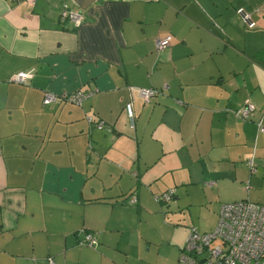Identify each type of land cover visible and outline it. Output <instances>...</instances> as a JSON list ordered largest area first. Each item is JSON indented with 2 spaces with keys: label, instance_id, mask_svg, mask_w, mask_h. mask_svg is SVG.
Masks as SVG:
<instances>
[{
  "label": "crops",
  "instance_id": "obj_1",
  "mask_svg": "<svg viewBox=\"0 0 264 264\" xmlns=\"http://www.w3.org/2000/svg\"><path fill=\"white\" fill-rule=\"evenodd\" d=\"M77 90L81 105L42 103ZM258 121L264 0H0V264H177L188 228L211 230L222 204H264Z\"/></svg>",
  "mask_w": 264,
  "mask_h": 264
},
{
  "label": "built area",
  "instance_id": "obj_2",
  "mask_svg": "<svg viewBox=\"0 0 264 264\" xmlns=\"http://www.w3.org/2000/svg\"><path fill=\"white\" fill-rule=\"evenodd\" d=\"M21 1V0H12ZM28 4H33L35 0H23ZM244 21L249 28L254 26L250 15L243 9L239 10ZM61 18H68L75 24L79 23V16L68 10L65 5L60 9ZM171 36L165 35L156 38L155 49L161 51L170 45ZM31 77L30 72L20 71L16 73L12 80L17 83H25ZM130 96L136 95L144 101H148L156 95L157 91L153 88H142L131 86L128 88ZM90 92L80 90L56 95L47 92L44 94L42 103L48 104L65 99L76 105L89 97ZM124 109L130 125L134 118L132 100H128ZM254 111V105L246 100L245 103L236 111V114L246 120ZM87 121L98 129L107 128L99 119L86 117ZM258 132L264 133V124L257 122ZM251 164V160H248ZM174 189L160 194L157 198L166 202L171 199ZM134 201V200H132ZM82 242L88 246L96 244V237L92 233H85ZM45 264H55L52 257H47ZM177 264H264V204L251 203L248 201H236L222 204L219 209L216 225L207 232H198L191 228L184 246L179 253Z\"/></svg>",
  "mask_w": 264,
  "mask_h": 264
},
{
  "label": "rangeland",
  "instance_id": "obj_3",
  "mask_svg": "<svg viewBox=\"0 0 264 264\" xmlns=\"http://www.w3.org/2000/svg\"><path fill=\"white\" fill-rule=\"evenodd\" d=\"M173 197V196H172ZM172 199V198H171ZM170 199V200H171ZM170 200H168V201H170ZM168 201H166V202H168ZM169 206H172V204H171V201H170V203H169ZM190 212H191V216H192V218H193V220L195 221V223H196V220H197V214H196V212H198V209H200L199 208V206H197V205H192V206H190ZM178 210L179 209H175V208H171V215H177V212H178ZM208 210H209V212H211V211H213V212H215V214H216V216H217V212L214 210V208L212 207V206H210L209 208H208ZM177 211V212H176ZM184 214H185V211H184ZM170 215V214H169ZM210 215H212L210 218L211 219H208V222H211L212 220H213V213L211 212V214ZM216 220H218V218L216 219ZM216 223H217V221H215V225H216ZM214 225V226H215ZM195 226H196V224H195ZM195 226H191V227H189L188 228V232H187V235H186V238H185V241H186V239H187V237H188V235H189V232H190V230H191V228H195ZM196 229V228H195ZM212 229V228H211ZM197 230V229H196ZM198 231V230H197ZM198 232H200V231H198ZM200 233H202V232H200Z\"/></svg>",
  "mask_w": 264,
  "mask_h": 264
},
{
  "label": "trees",
  "instance_id": "obj_4",
  "mask_svg": "<svg viewBox=\"0 0 264 264\" xmlns=\"http://www.w3.org/2000/svg\"><path fill=\"white\" fill-rule=\"evenodd\" d=\"M60 9H61V8H60ZM59 18H60V20H65V19H68V18H64V19H63V18H61V16H60V11H59ZM26 72H28V71H26ZM17 73H18V72H17ZM14 75H15V74H14ZM14 75H13V76H14ZM13 76H12V77H13ZM12 77H11V81H12V82H14V81L12 80ZM26 81H27V80H26ZM15 83H17V82H15ZM25 83H26V82H25ZM25 83H18V84H25ZM157 93H158V92H157ZM157 93H156V94H157ZM154 96H155V95H154ZM151 98H152V97H151ZM127 118H128V117H127ZM129 126H131V127H133V126H134V118H133L132 125H130V123H129ZM168 190H169V189H167V190H166V191H164V192L166 193V192H168ZM164 192H162V193H164ZM162 193H161V194H162ZM158 195H160V194H158ZM234 202H236V201H234ZM165 203H166V202H165ZM181 250H182V249H181ZM178 256H179V255H178ZM177 263H178V261H177Z\"/></svg>",
  "mask_w": 264,
  "mask_h": 264
}]
</instances>
